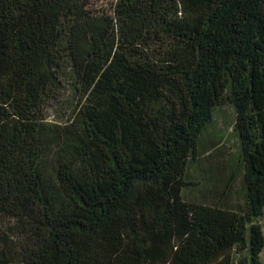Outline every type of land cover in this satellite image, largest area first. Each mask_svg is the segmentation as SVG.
I'll return each mask as SVG.
<instances>
[{
    "label": "trees",
    "instance_id": "trees-1",
    "mask_svg": "<svg viewBox=\"0 0 264 264\" xmlns=\"http://www.w3.org/2000/svg\"><path fill=\"white\" fill-rule=\"evenodd\" d=\"M224 104L239 208L182 195ZM261 217L264 0H0V264H261Z\"/></svg>",
    "mask_w": 264,
    "mask_h": 264
},
{
    "label": "rangeland",
    "instance_id": "rangeland-1",
    "mask_svg": "<svg viewBox=\"0 0 264 264\" xmlns=\"http://www.w3.org/2000/svg\"><path fill=\"white\" fill-rule=\"evenodd\" d=\"M113 2L114 0H89L93 10H110ZM62 109L49 108L48 119L55 120L65 116L66 110ZM234 123L235 112L231 104L220 105L214 109L212 120L206 126L201 138L200 155L196 159L188 161L185 179L192 184L183 188L184 199L210 202L220 197L222 200L225 199L230 207L239 208L242 206V172L229 186L224 184L232 168L241 169L239 164H236L239 139L234 130ZM215 178L220 179L213 181ZM212 185H217L216 193H212L216 187ZM223 185L226 188L223 193H220ZM258 222L264 238V217L259 218ZM259 258L260 263L264 264V246Z\"/></svg>",
    "mask_w": 264,
    "mask_h": 264
}]
</instances>
